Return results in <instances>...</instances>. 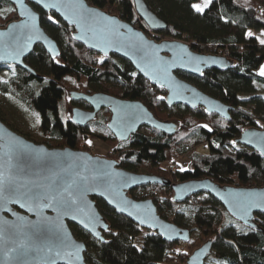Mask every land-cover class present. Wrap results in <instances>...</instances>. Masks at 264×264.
Listing matches in <instances>:
<instances>
[{"label":"trees","instance_id":"obj_1","mask_svg":"<svg viewBox=\"0 0 264 264\" xmlns=\"http://www.w3.org/2000/svg\"><path fill=\"white\" fill-rule=\"evenodd\" d=\"M85 1L129 23L146 37L150 33L137 18L132 0ZM144 1L167 25L165 32L150 33L160 42L182 41L196 54L215 56L219 55L218 50L227 52L226 59L234 62L231 70L208 71L201 78L181 73L177 76L234 108L230 122L215 115L206 116L202 109L167 108L160 99L164 91L142 79L128 62L114 56L104 59L87 51L72 40V28L56 15L44 14L37 8L34 9L40 14L41 27L57 43L60 57L52 60L41 46L34 48L26 64L41 79L14 66L0 67V95L17 99L37 116L39 135L35 144L50 149L87 151L85 143L98 140L113 148V155L121 162L120 168L128 172L141 169L166 179L169 177L160 166L187 156V170L173 173L172 183L210 179L220 186L264 187V157L234 143L244 130L264 127V97L260 95L264 79L256 74L264 63V46L254 37L246 36L249 31H264V0H213L202 13L191 7L199 0ZM15 20L13 5L0 0V29ZM71 92L138 101L155 119L175 123L178 130L173 136L154 130L150 134L138 132L123 143L101 139L95 132L97 126L105 128L103 116L97 123L80 128L60 114L61 103L71 105L68 101ZM0 121L5 124L1 116ZM105 133L109 136L106 128ZM148 189L151 192L148 197L158 206L159 216L178 228L189 229L190 242L165 243L155 233L139 228L95 200L110 226V232L104 235L106 242L99 243L70 226L74 236L86 245L87 264H185L190 254L208 240L214 241L207 260L212 264H264V236L235 222L212 197L204 194L178 206L172 202L168 188L149 186ZM132 199L142 198L132 196ZM255 221L264 230V215H256Z\"/></svg>","mask_w":264,"mask_h":264},{"label":"water","instance_id":"obj_2","mask_svg":"<svg viewBox=\"0 0 264 264\" xmlns=\"http://www.w3.org/2000/svg\"><path fill=\"white\" fill-rule=\"evenodd\" d=\"M7 1L15 9L16 20L0 29V67L14 66L41 79L26 64L34 48L41 46L52 60L60 57L57 43L41 27L40 14L34 9L37 8L44 14L56 15L72 28V40L87 51L104 59L114 56L128 62L142 79L166 92L161 100L167 108L202 109L206 116L215 115L230 122L234 108L204 94L177 74L201 78L208 71L233 69V61L196 54L189 45L179 41L157 43L129 23L85 0ZM53 4L57 7H52ZM132 6L149 32L167 30V25L147 8L144 0H132ZM69 99L93 109L92 112L76 108L71 111V122L80 128L93 122L101 110H109L112 117L107 129L119 142H126L144 127L166 136H173L178 130L174 123L155 119L138 101L76 92H71ZM234 143L264 157V127L244 130ZM58 181L60 195L56 196L50 189H57ZM35 185H41L39 190L49 195L39 201L23 195ZM147 185L171 187L174 204L206 194L235 222L264 236V230L255 221L256 215H264V210L256 206L264 205V187L220 186L210 179L172 184L166 179L121 170L115 161L88 152L35 144L0 121V264H87L86 245L74 236L70 226L99 243L106 242L104 235L110 232V226L98 211L95 200L102 201L116 215L127 218L139 228L155 233L165 243L188 244L189 229L178 228L162 219L151 199L136 201L129 197L130 191ZM52 196L57 200L75 198L78 206L45 207V200H51ZM249 204L251 206L246 207ZM213 243V240L206 241L185 264H205Z\"/></svg>","mask_w":264,"mask_h":264},{"label":"rangeland","instance_id":"obj_3","mask_svg":"<svg viewBox=\"0 0 264 264\" xmlns=\"http://www.w3.org/2000/svg\"><path fill=\"white\" fill-rule=\"evenodd\" d=\"M212 1L213 0H199L196 4H199L201 7H204L205 3H207V5L209 6V4ZM262 33H264V31L255 32V36L257 38L255 37L254 38L258 41V43H259V39H262V36H264L262 35ZM147 38L150 40H154L157 43H160V40L154 34L149 33L147 35ZM260 95L264 97V90L260 91ZM68 101H69V95H68ZM69 103L67 102L66 104H63V103L60 104V110H61L60 114L62 116L66 115V117L71 118V109H70L71 105ZM0 116L4 119L5 125H9L12 128V130L16 131L18 134L27 136L26 138L29 141L34 143V140L38 138L39 128H38L37 116L34 115L23 103L19 102L17 99H14L13 97H6V96L0 95ZM145 134H148V133H145ZM88 142L85 143V147H87V151H84V152H88L95 157L105 158L109 154V152L113 149L112 147L98 140H91ZM199 151H202V150L199 149ZM188 164L189 162H188L187 156H182L177 159H174L169 164H164L162 166V169L164 170L165 169L166 170L176 169L179 172H185L187 170ZM182 168L184 169L183 171H181ZM139 173H142V172H139ZM193 236L194 235L192 234V237ZM192 253L190 254V256L192 255ZM207 260H206L207 264H212L211 262H208Z\"/></svg>","mask_w":264,"mask_h":264},{"label":"flooded vegetation","instance_id":"obj_4","mask_svg":"<svg viewBox=\"0 0 264 264\" xmlns=\"http://www.w3.org/2000/svg\"><path fill=\"white\" fill-rule=\"evenodd\" d=\"M165 94H166V92H164ZM164 94V95H165ZM163 95V96H164ZM162 96V97H163ZM81 103H83V102H78V103H72L71 102V111L73 110V109H80V110H82V111H84V112H92L93 111V109L90 107V106H88L87 104H85V103H83V104H85V106L84 105H81ZM175 107H177V106H175ZM233 113V112H232ZM101 116H103L104 118H106L105 119V121H106V123H105V128L107 129V125H108V123L110 122V120H111V117H112V115H111V113H110V111L109 110H105V109H103V110H101L97 115H96V118H95V120L93 121V122H91V123H97V120H98V118H100ZM70 120H71V118H70ZM91 123H89L87 126H89ZM165 123V122H164ZM175 124V123H174ZM85 128V127H84ZM105 128H103L102 126H97L96 127V132H95V134L97 135V136H99L101 139H107V138H109V139H114V137L111 135V133L108 131V133H109V136H107L106 135V133H105ZM108 130V129H107ZM151 129H148V128H141L140 129V131L139 132H143L144 134L145 133H148V134H150V131ZM115 140V139H114ZM129 140V139H128ZM112 141V140H111ZM117 140H115V141H112L113 143H115ZM117 142H119V141H117ZM119 143H123V142H119ZM116 145H118V144H116ZM105 158H107V159H109V160H113V161H115L117 164H118V168L119 169H121V170H124V169H122V168H120L119 167V164L121 163L119 160H116V157L113 155V151L111 150L110 152H109V154L105 157ZM164 165V164H163ZM163 165H161L160 167H161V169H162V166ZM163 171H165L166 172V174H167V176L169 177L168 179H169V181H170V179H172L171 178V175L173 174V173H176V172H179L178 170H176V169H172V170H164V169H162ZM124 171H126V170H124ZM170 171H171V173H170ZM128 172V171H127ZM139 172H142V173H139ZM130 173H133V174H141V175H148V176H151L150 174H147L145 171H143V170H141V169H137L135 172H130ZM165 174V175H166ZM162 179H166V178H162ZM168 179H166V180H168ZM171 182V181H170ZM172 183V182H171ZM172 184H178V183H172ZM179 184H182V183H179ZM148 187H149V185H147V186H143V187H140V188H136V189H133L132 191H130L129 192V197L132 199V196H138V197H140V198H142V199H140V200H136V201H143V200H146V199H151V198H149L148 196H149V194L151 193L150 191H148L149 189H148ZM151 187H157V186H151ZM166 188H168L170 191H171V194H172V196H173V193H172V189H171V187H166ZM202 195H204V194H199V195H196V196H194V197H199V196H202ZM194 197H191V198H189L188 200H190V199H192V198H194ZM134 200V199H133ZM152 200V199H151ZM171 200H172V198H171ZM187 200V201H188ZM186 201V202H187ZM102 202V201H101ZM185 203V202H184ZM184 203H182V204H184ZM182 204H174V205H182ZM157 210H158V206H157Z\"/></svg>","mask_w":264,"mask_h":264},{"label":"snow or ice","instance_id":"obj_5","mask_svg":"<svg viewBox=\"0 0 264 264\" xmlns=\"http://www.w3.org/2000/svg\"><path fill=\"white\" fill-rule=\"evenodd\" d=\"M37 2H39V0H37ZM67 6V5H65ZM207 3H205L204 7H201L199 4H192L191 7L192 9L196 12V13H202L204 11V8L207 7ZM52 7H57L56 4H53ZM21 15H23V13L21 12ZM49 19H51V17H49ZM262 35H264V33H262ZM247 37H251L252 33L248 32L246 34ZM259 39V38H258ZM259 43L261 45H264V39H259ZM134 75V73H133ZM259 75L260 76H264V65L260 66L259 69ZM160 99H163V97H161ZM90 143V142H88ZM184 169L182 168L181 171H183ZM41 185H35L34 188H29L27 192L23 193V195H25L26 197H28L31 200H41L46 198L49 193L48 192H42L39 189L41 188ZM58 187H59V181L57 182V189H50V191H55L56 192V196H59L60 193L58 191ZM13 191H15V188L12 189ZM56 196H52L51 200H45V207H55L56 204H59L61 206L67 207V208H71L73 206H78V201L75 198L72 199H67V198H63L61 197L59 200L56 199ZM51 201H55V204H53ZM23 206V205H22ZM251 205H246V207H250ZM258 208H261L262 210H264V205L261 204H257L256 205ZM120 211L122 212L123 209H120ZM129 215H131V213H129ZM141 223H143V221H141Z\"/></svg>","mask_w":264,"mask_h":264},{"label":"built area","instance_id":"obj_6","mask_svg":"<svg viewBox=\"0 0 264 264\" xmlns=\"http://www.w3.org/2000/svg\"><path fill=\"white\" fill-rule=\"evenodd\" d=\"M216 54H219V55H215V56H221V57L226 58L225 56H226L227 52H225L223 50H218V52H216Z\"/></svg>","mask_w":264,"mask_h":264},{"label":"crops","instance_id":"obj_7","mask_svg":"<svg viewBox=\"0 0 264 264\" xmlns=\"http://www.w3.org/2000/svg\"><path fill=\"white\" fill-rule=\"evenodd\" d=\"M255 32H256V31H251L252 36L255 37V38H257V37L255 36ZM258 32H259V31H258ZM262 39H264V36H262ZM257 42H258V41H257ZM259 44H260V43H259ZM260 45H261V44H260ZM262 65H264V63H263ZM259 69H260V68H259ZM259 69H258V71H257V75H258V76H260V75H259ZM260 77L264 79V76H260Z\"/></svg>","mask_w":264,"mask_h":264}]
</instances>
